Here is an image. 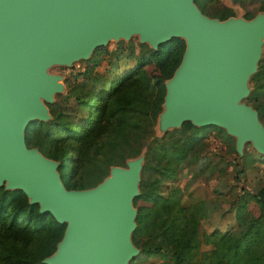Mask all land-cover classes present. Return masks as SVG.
I'll return each mask as SVG.
<instances>
[{
	"label": "water",
	"instance_id": "95a60500",
	"mask_svg": "<svg viewBox=\"0 0 264 264\" xmlns=\"http://www.w3.org/2000/svg\"><path fill=\"white\" fill-rule=\"evenodd\" d=\"M138 34L152 49L171 37L184 40L164 81L161 131L182 121L217 125L235 137L241 153L250 141L264 153V126L241 102L255 71L264 14L226 18L204 14L194 0H0V186L21 189L38 211L64 223L46 264H125L138 251L130 238L143 153L111 165L92 186L66 188L58 161L27 146L24 128L50 118L46 103L62 88L50 63L87 57L110 38Z\"/></svg>",
	"mask_w": 264,
	"mask_h": 264
},
{
	"label": "trees",
	"instance_id": "16d2710c",
	"mask_svg": "<svg viewBox=\"0 0 264 264\" xmlns=\"http://www.w3.org/2000/svg\"><path fill=\"white\" fill-rule=\"evenodd\" d=\"M260 9L264 14V2ZM232 14L228 6L212 13L220 19ZM183 49L180 37L159 43L111 77L99 94L84 89L83 83L68 85L66 94L87 109L86 119H65L53 103H46L52 117L29 121L25 143L59 161L57 170L66 188L92 186L108 174L111 165H124L126 159L143 153L139 193L132 198L136 212L130 238L145 255L157 256L158 264H264V180L254 191L240 187L233 207L235 230L206 231L201 225L205 215L201 199L182 197L181 187H172L165 195L157 190L163 179L173 177L194 158L198 133L204 128L182 121L159 135L154 132L164 81ZM260 70L252 74L255 81ZM253 92L248 96L255 100ZM261 106H254L258 117L264 111ZM145 171L151 172L148 179L143 178ZM64 226L48 211L39 212L38 204L29 203L21 189L0 186V264H46L41 259L55 249ZM202 243L212 247L202 249Z\"/></svg>",
	"mask_w": 264,
	"mask_h": 264
},
{
	"label": "rangeland",
	"instance_id": "374dc122",
	"mask_svg": "<svg viewBox=\"0 0 264 264\" xmlns=\"http://www.w3.org/2000/svg\"><path fill=\"white\" fill-rule=\"evenodd\" d=\"M262 2L264 0H199L198 3H194L198 4L197 7L204 14L211 17H216L212 15L213 11L223 6L231 7L233 16L252 17L261 10ZM151 49L147 41H140L138 34L132 33L126 38L108 39L105 44L94 47L85 58L74 59L68 64L50 63L46 70L60 76L58 81L62 83V88L53 93L52 100L48 103H53L54 110L61 111L65 119L74 122L86 119L87 109L81 107L73 96L66 94L68 85L83 83L84 89L99 94L107 87L111 77L130 68L137 57L147 55ZM93 62V67L86 71ZM258 69H261V72L255 81L252 74ZM255 71L249 75L248 93L240 101L253 108L259 103L264 108V36ZM250 91H254L251 95L255 100L248 96ZM258 118L264 126V111ZM157 119L156 116L154 132L159 135L164 131L158 129ZM203 127L201 133H198L199 140L193 149L194 158L177 169L173 177L163 179L157 190L165 195L172 187H181L182 197H186L189 201L201 199L205 209L201 225L206 231L213 228L235 230L238 227L233 217V207L237 194L241 190L240 187L254 191L264 180V153L257 152L250 141H245L241 153H238L234 148L235 137L226 133L224 128L217 125ZM54 135L59 134L54 133ZM51 146H54L53 142ZM150 176V171L143 173L144 179ZM134 208L136 209L135 206ZM141 237L144 239L146 234H142ZM211 247L210 243L201 244L202 249ZM158 262L157 256H147L138 248L125 264H158Z\"/></svg>",
	"mask_w": 264,
	"mask_h": 264
}]
</instances>
